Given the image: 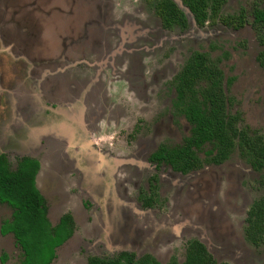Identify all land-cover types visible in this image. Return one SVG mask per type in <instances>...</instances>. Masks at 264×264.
I'll use <instances>...</instances> for the list:
<instances>
[{
  "label": "rangeland",
  "instance_id": "1",
  "mask_svg": "<svg viewBox=\"0 0 264 264\" xmlns=\"http://www.w3.org/2000/svg\"><path fill=\"white\" fill-rule=\"evenodd\" d=\"M99 1L103 13H110L118 24L120 41L109 50L88 51L92 38L90 33L84 35L93 28L91 19L73 14L62 0H0V49H4L0 51V117L8 100L6 89L19 98L32 93L40 82L42 92L48 91L54 77L37 79L51 66H67L57 78L85 86L97 75L98 85L110 90L106 101L121 113L119 130L96 133L98 143L114 142L120 160L116 175L104 181L100 204L89 201L83 208L84 196L71 203L62 181L51 183L52 221L68 209L77 212L74 233L57 249L52 264H87L90 255L107 256L120 249L138 255L151 252L163 263L171 257L183 261L186 241L194 237L219 261L264 264V246L251 245L243 233L246 208L253 199L264 197V184L259 183L263 174L252 170L237 152L220 165L187 174L168 166L156 170L148 161L157 144L178 143L188 132V123L172 104L173 77L193 49L219 60L230 108L239 114L240 126L264 132V67L257 61L260 46L254 27L247 23L233 28L221 22L198 26L183 6L188 25L164 29L154 0ZM254 2L264 4V0H227L221 11L236 14L243 7L251 20ZM131 54L141 55L140 74L133 68ZM28 66L36 67L32 69L36 75L26 76ZM154 173L159 175V195L153 206L143 207L138 191ZM89 195L96 198L98 193L92 190ZM9 217L10 209L0 206V224ZM222 225L231 230L230 243L219 232ZM2 255L6 261L0 264L19 263L22 253L13 236L0 234Z\"/></svg>",
  "mask_w": 264,
  "mask_h": 264
},
{
  "label": "flooded vegetation",
  "instance_id": "2",
  "mask_svg": "<svg viewBox=\"0 0 264 264\" xmlns=\"http://www.w3.org/2000/svg\"><path fill=\"white\" fill-rule=\"evenodd\" d=\"M85 1L88 3H92L95 9L87 5ZM156 1L157 0H154V9ZM62 3L65 4L66 7L70 8L73 14L76 13L78 17H81L82 19H91L90 24L93 28L89 30L87 24L88 29L85 31L86 34L84 35L86 36L90 33V36L92 38L89 44L86 45L88 51H99L95 50L99 49V47H101V49L105 48L106 50H109L114 48L118 44V42L120 41L119 29L117 27L118 24L113 22L114 19L113 16L110 15V13H103L105 8H100L102 3L99 0H62ZM158 18L161 26L164 29H170L174 26L181 28V26L177 24H172L171 26L165 27L162 24V21L159 16ZM100 21H102V23L105 22L102 24V31H100L102 27L101 25H99ZM194 23L198 25L195 21ZM98 25L100 28L98 27ZM67 26L69 27V25ZM67 26L64 25L63 27ZM105 27H107L106 31ZM2 50L4 51V49ZM2 50L0 49V51ZM193 50H191L190 53ZM65 51L69 50L66 49ZM10 56L14 59L18 58L16 56ZM129 59L133 64L134 70L140 74V70L142 69V67L140 63L139 65H137V62L141 61V55L131 54L129 55ZM23 61L28 64L27 60ZM71 65L76 66V64L73 63H71ZM65 67L67 68V66H64L61 69H57L55 66H51L49 68L47 67V69L45 70L46 73L42 77H38L37 81H40L46 76L54 77L50 89H48V91L46 92H42V86L40 82L36 83V87L32 93L22 94L19 98L16 97V95L12 93L9 88H7L6 91H9L11 94L9 92L7 94L8 100L5 106L4 114L0 117V154L6 157L11 169H16L19 160L24 157L35 159L38 162V168L34 176V184L42 195V197L44 198L46 206V217L48 218L51 226L57 225L59 223V220L65 215H69L71 218L70 235L62 243H60L54 248V257L51 259L49 264H52V262L56 258L57 249L64 243H66L73 235L76 224L75 213L77 214V212L73 211V209L71 208L68 209L67 212H64L62 215H60L56 221H52V219L50 218L51 209L48 199L50 194L51 183L56 180H58L59 182L62 181V183L64 184L65 191L69 195H71V203L77 196L87 197V199H85L84 203L82 204V207L86 208L89 204V201L91 203L97 202L98 204H100V195H102V192L105 190L104 181L105 179L109 178L110 175L113 177L114 175H116L118 171L117 166L120 164V160L116 158L117 156L115 153L114 142H97V134L101 133L97 130H112V132H114L115 129L119 130L120 128V111L106 101L107 96L110 95L109 88L104 89L102 85H98L97 80H95L98 79L97 75L95 78H91L92 81H90V86H85L83 85V83L80 82H78L77 84L71 83L68 82V80L66 79H61V77L60 80L59 78H57V76L63 75L64 69H66ZM96 68L97 67H95V69ZM32 69L35 70L36 67L29 68L28 66L26 76L32 77L36 75L35 72H33L34 70L32 71ZM178 71L173 77L175 95L172 104L176 111L184 117V115L175 106V77ZM107 79L110 81L109 78ZM224 81L226 91V78H224ZM61 86L64 87L63 91ZM230 103L231 102L229 100V110L230 112H232L230 108ZM122 112L124 113V111ZM232 113L237 114L235 112ZM237 115L239 116V114ZM184 119L186 120L185 117ZM239 121L240 116L238 119V125L239 127H241ZM186 122L189 125V129L188 132L181 138L180 142L175 144H167L161 142L157 144L152 151L149 152L148 161L155 167L156 170H159L162 166H168L174 172L180 174H187L191 171L202 169L204 166L207 165H220L226 160H228L231 155L235 152H237L241 159H244L249 164V162L241 156L238 148L232 151L221 162H203L200 167L192 168L185 172L174 169L171 165L164 161L151 160L150 155L161 144L171 147L182 143L183 139L190 134L191 126L187 120ZM241 128L248 129L250 132L254 130L260 131L257 129H251L249 127ZM262 133L264 134V132ZM210 147L211 146L209 144H205L202 150L198 151L199 157L204 158L205 152ZM249 166L252 170L263 174L259 178V183L264 184V171L255 170L250 164ZM82 177H86L90 181L84 183V181L81 180ZM92 190L97 191L98 196L96 198L91 197L89 195ZM158 195L159 175L157 173H154L148 177L147 185L141 186L139 188L138 198L143 207H151L155 204ZM260 198L264 197H258L253 199L245 210L243 233L246 241L253 246H264L263 242L259 244H254L252 241L248 240L245 232V228L247 226L248 211L252 203ZM2 205H5L10 209V217L1 222L0 234L13 236L15 243L21 249L22 256L18 263L21 264L24 258L23 249L17 241L14 233L12 231H2V225L12 219L13 208L7 203L0 204V206ZM82 212L83 211H81V214H78L80 215L81 220L82 216L85 219L84 214H82ZM221 228L222 230H220L219 232L224 235L223 237H225V239L230 243L231 239L234 238L232 236L231 230L228 229L227 225H222ZM192 239H197L198 241L203 243L207 251L211 254V256L216 262H227L233 264L229 261L217 260L215 256L210 252L206 244L201 239L196 237L190 238L186 241L185 254L187 243ZM136 241L138 240L136 239ZM123 252L133 254L134 260H138L144 255H150L161 264H167L170 260H176L178 263H182L185 259L184 254L183 261H179L175 257H171L167 262L163 263L151 252H144L138 255L135 251L129 249H120L115 253L107 256L95 254L90 255L87 258V264L89 262V259L92 257H97L100 259H111ZM0 261L1 263H4L6 261L5 255L1 256Z\"/></svg>",
  "mask_w": 264,
  "mask_h": 264
},
{
  "label": "trees",
  "instance_id": "3",
  "mask_svg": "<svg viewBox=\"0 0 264 264\" xmlns=\"http://www.w3.org/2000/svg\"><path fill=\"white\" fill-rule=\"evenodd\" d=\"M190 11L194 21L203 26L221 21L234 28L250 23L257 32L261 47L257 61L264 66V4L254 2L250 11L223 15L222 6L227 0H180ZM155 11L167 27L177 24L187 26L186 13L174 0H157ZM225 75L219 60L209 53L193 50L175 77L176 108L190 124V134L181 144H161L151 155L154 161H164L183 172L200 167L203 162H221L238 148L255 170L264 171V134L250 132L238 125L239 116L229 110V98L225 91ZM205 144L211 147L201 158L198 151ZM38 168L35 159L24 157L16 169H11L6 157L0 154V204L13 208L12 219L2 225L3 232L12 231L23 249L21 264H49L54 248L71 232V218L63 216L51 226L46 217L45 201L34 184ZM246 237L254 244L264 243V198L255 200L247 215ZM88 264H161L150 255L134 260L133 254L123 252L111 259L92 257ZM167 264H230L216 262L205 245L197 239L187 243L182 263L170 260Z\"/></svg>",
  "mask_w": 264,
  "mask_h": 264
},
{
  "label": "water",
  "instance_id": "4",
  "mask_svg": "<svg viewBox=\"0 0 264 264\" xmlns=\"http://www.w3.org/2000/svg\"><path fill=\"white\" fill-rule=\"evenodd\" d=\"M180 7H181V9L185 12V10H184V8H183V3L180 1V0H174ZM187 10H188V8L186 7V6H184ZM189 11V10H188ZM190 12V11H189ZM186 13V12H185ZM191 14V13H190Z\"/></svg>",
  "mask_w": 264,
  "mask_h": 264
}]
</instances>
